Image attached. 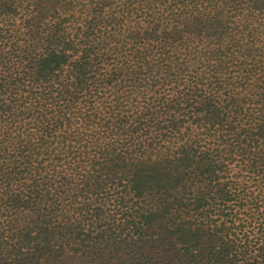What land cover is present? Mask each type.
Masks as SVG:
<instances>
[{"label": "trees", "instance_id": "obj_1", "mask_svg": "<svg viewBox=\"0 0 264 264\" xmlns=\"http://www.w3.org/2000/svg\"><path fill=\"white\" fill-rule=\"evenodd\" d=\"M0 264H264V0H0Z\"/></svg>", "mask_w": 264, "mask_h": 264}]
</instances>
